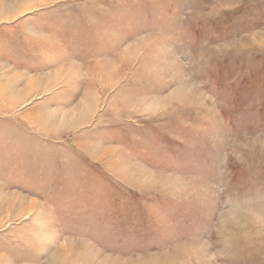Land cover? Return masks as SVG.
Segmentation results:
<instances>
[{
	"label": "rangeland",
	"instance_id": "rangeland-1",
	"mask_svg": "<svg viewBox=\"0 0 264 264\" xmlns=\"http://www.w3.org/2000/svg\"><path fill=\"white\" fill-rule=\"evenodd\" d=\"M0 6V264H264V0Z\"/></svg>",
	"mask_w": 264,
	"mask_h": 264
},
{
	"label": "bare ground",
	"instance_id": "bare-ground-1",
	"mask_svg": "<svg viewBox=\"0 0 264 264\" xmlns=\"http://www.w3.org/2000/svg\"><path fill=\"white\" fill-rule=\"evenodd\" d=\"M0 8H2L1 6H0ZM125 57H126V54H125ZM114 66H115V63H114V61L113 62H107V63H104L103 65H101V66H99V69H97L96 71H94V72H92V73H98L99 74V77H98V79H99V82H100V84H101V86H103V83H104V81H109V79H104V74L108 71V70H112V69H115L114 68ZM77 70V71H76ZM95 70V69H94ZM83 72V69L81 68V67H77V66H74V65H68L66 68H63V69H61V70H59V71H57L55 74H50V75H48V76H50V77H52V75H56L57 76V78L58 79H56V80H62V81H64L66 84H68V85H70L71 83H78V82H80V81H82V80H84V79H82L80 76L82 75V74H85V73H82ZM86 75H88V74H86ZM47 76V77H48ZM52 78H49V79H47L48 81H50ZM99 89H101V88H99ZM77 109H78V113H77V118H76V121H78L80 118H82L83 117V115H85V114H88L89 113V111L91 110V105H90V102L89 101H87V100H85V101H83V103H81V104H79V105H77ZM74 110V109H73ZM74 114V113H73ZM71 116V115H70ZM77 246H75V248H74V252H71V253H69L67 256L69 257V258H76L77 259V261L76 262H78V261H80V260H82V258H84L85 256H86V254L84 253V252H78L77 253V248H76ZM69 249V248H68ZM68 251H73V249H71V250H67V252ZM187 254V253H186ZM185 254V255H186ZM163 255H164V253H163ZM161 256V257H163L162 259H161V261L162 262H167L169 259H172V257H165V255L164 256ZM180 254H177V255H175V256H173V259L174 258H176V257H178ZM64 259V258H63ZM175 260V259H174ZM178 260V259H177ZM107 261V260H106ZM111 261V260H110ZM140 261H142V259L140 260ZM139 261V262H140ZM102 262H104L103 260H102ZM101 262V263H102ZM139 262H137V264H139ZM100 263V264H101ZM107 263V262H106ZM109 263V262H108ZM115 263V261H113V264ZM132 263V262H131ZM135 263V262H134ZM148 263V261L147 262H145V264H147ZM173 263V262H172ZM59 264V263H58ZM103 264V263H102ZM133 264V263H132ZM140 264H142V263H140ZM161 264V263H160ZM173 264H176V263H173Z\"/></svg>",
	"mask_w": 264,
	"mask_h": 264
}]
</instances>
